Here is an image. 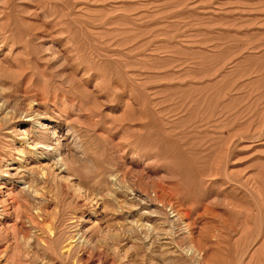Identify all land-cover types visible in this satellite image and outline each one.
Returning a JSON list of instances; mask_svg holds the SVG:
<instances>
[{"label":"rangeland","instance_id":"374dc122","mask_svg":"<svg viewBox=\"0 0 264 264\" xmlns=\"http://www.w3.org/2000/svg\"><path fill=\"white\" fill-rule=\"evenodd\" d=\"M0 264H264V0H0Z\"/></svg>","mask_w":264,"mask_h":264},{"label":"bare ground","instance_id":"6f19581e","mask_svg":"<svg viewBox=\"0 0 264 264\" xmlns=\"http://www.w3.org/2000/svg\"><path fill=\"white\" fill-rule=\"evenodd\" d=\"M58 141V140H57ZM60 142V141H59ZM56 146H58V142L56 143ZM34 147V146H33ZM44 148V147H43ZM49 150H51V149H49ZM42 155V154H41ZM45 157V156H44ZM43 176V175H42ZM193 242V240H190V243H192ZM72 248H73V246H72V244L71 243H68V244H66L63 248H62V252L63 253H65V254H67L68 256L70 255V252L72 251ZM60 250V249H59Z\"/></svg>","mask_w":264,"mask_h":264}]
</instances>
